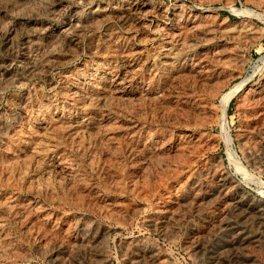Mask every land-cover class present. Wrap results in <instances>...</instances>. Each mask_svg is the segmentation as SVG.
<instances>
[{"label":"rangeland","instance_id":"rangeland-1","mask_svg":"<svg viewBox=\"0 0 264 264\" xmlns=\"http://www.w3.org/2000/svg\"><path fill=\"white\" fill-rule=\"evenodd\" d=\"M25 1L0 0V264H264V0Z\"/></svg>","mask_w":264,"mask_h":264},{"label":"bare ground","instance_id":"bare-ground-1","mask_svg":"<svg viewBox=\"0 0 264 264\" xmlns=\"http://www.w3.org/2000/svg\"><path fill=\"white\" fill-rule=\"evenodd\" d=\"M7 1H8V0H7ZM24 1H25V0H24ZM31 1H32V0H31ZM34 1H35V0H34ZM25 2H26V1H25ZM27 2H29V1H27ZM27 2H26V3H27ZM40 2H41V1H40ZM6 3H7V2H6ZM10 3H11V2H10ZM12 3H13V2H12ZM17 3H19V2H17ZM30 3H32V2H30ZM0 4H1V2H0ZM3 4H4V2H3ZM33 4H34V3H33ZM9 5H10V4H9ZM11 5H12V4H11ZM15 5H16V3H15ZM19 5H20V4H19ZM30 5H31V4H30ZM35 5H36V4H35ZM14 7H15V6H14ZM36 7H37V6H36ZM30 8H31V7H30ZM9 9H10V8H9ZM28 9H29V8H28ZM16 10H17V9H16ZM16 10H15V11H16ZM26 10H27V9H26ZM4 11H5V8H4ZM17 11H18V10H17ZM30 11H31V10H30ZM30 11H29V12H30ZM29 12H28V14H29ZM201 12H202V11H201ZM203 12H204V11H203ZM209 12H210V11H209ZM12 13H13V12H12ZM31 13H32V12H31ZM8 14H9V13H8ZM23 14H24V13H23ZM209 14H210V13H209ZM29 15H30V14H29ZM193 15H194V14H193ZM205 15H206V14H205ZM17 18H19V17L17 16ZM187 18H188V17H187ZM200 18H201V17H200ZM202 18H203V17H202ZM202 18H201V19H202ZM206 18H207V17H206ZM20 19H21V18H20ZM1 20H2V19H1ZM3 21H4V20H3ZM192 21H193V20H192ZM194 21H195V19H194ZM199 21H200V20H199ZM201 21H202V20H201ZM0 22H1V21H0ZM196 22H197V21H196ZM206 22H207V21H206ZM4 24H5V23H4ZM190 24H191V23H190ZM199 24H200V23H199ZM199 24H197V25H199ZM197 25H195V26H197ZM197 28H198V27H197ZM208 29H209V28H208ZM25 31H27V30H25ZM195 31H196V30H195ZM27 32H28V31H27ZM210 35H211V34H210ZM27 37H28V36H27ZM178 37H179V36H178ZM188 38H189V37H188ZM221 38H222V37H221ZM23 39H24V38H23ZM171 39H172V38H171ZM204 39H205V38H204ZM29 40H30V39H29ZM173 40H174V39H173ZM22 41H23V40H22ZM26 41H27V40H26ZM26 43H27V42H26ZM29 43H30V42H29ZM27 44H28V43H27ZM186 45H187V44H186ZM222 45H223V44H222ZM190 46H191V45H190ZM217 51H219V50H217ZM215 54H216V53H215ZM210 58H211V57H210ZM218 58H219V57H218ZM212 61H213V60H212ZM212 61H211V62H212ZM213 62H214V61H213ZM216 62H217V61H216ZM216 62H215V63H216ZM201 63H202V62H201ZM113 66H114V65H113ZM209 66H210V65H209ZM109 67H110V66H109ZM107 68H108V67H107ZM204 68H205V67H204ZM113 69H114V68H113ZM206 70H207V69H206ZM194 72H195V71H194ZM200 72H202V70H201ZM206 72H207V71H206ZM214 72H215V71H214ZM202 73H203V72H202ZM209 73H210V72H209ZM216 73H217V72H216ZM204 74H205V73H204ZM212 74H213V76L215 75L214 73H212ZM201 75H202V74H201ZM211 76H212V75H211ZM208 77H209V76H208ZM208 77H207V78H208ZM98 79H99V78H98ZM108 79H109V78H108ZM202 79H203V78H202ZM210 79H211V78H210ZM259 79H260V78H259ZM78 80H79V79H78ZM96 80H97V79H96ZM211 80H212V79H211ZM74 81H75V80H74ZM114 81H115V80H114ZM122 81H123V80H122ZM96 82H97V81H96ZM98 82H99V81H98ZM106 82H107V80H106ZM115 82H116V81H115ZM72 83H74V82H72ZM76 83H77V82H76ZM80 83H81V82H80ZM77 84H78V83H77ZM112 84H113V83H112ZM243 84H244V83H243ZM79 85H80V84H79ZM71 86H72V84H71ZM82 86H83V85H82ZM92 86H93V85H92ZM76 87H77V86H76ZM96 87L98 88L97 84H96ZM255 87H256V86H255ZM255 87H254V88H255ZM251 88H253V87H251ZM68 89H69V88H68ZM72 89H73V88H72ZM98 89H99V88H98ZM255 89H256V88H255ZM263 89H264V88H263ZM64 90H65V89H64ZM73 90H74V89H73ZM237 90H238V89L235 88L234 90H232L230 93L226 94V95L223 97V98H224V99H223V106H222V109H223V110L227 107V105H228V103H229L231 97L233 96V94H235V92H236ZM249 90H250V89H249ZM251 90H252V89H251ZM261 90H262V89H261ZM67 91H68V90H67ZM70 91H71V90H70ZM94 91H95V90H94ZM255 91H256V90H255ZM258 91H259V90H258ZM258 91H257V92H258ZM64 92H65V91H64ZM72 92H73V91H72ZM260 92H261V91H260ZM77 93H78V92H77ZM98 93H99V92H98ZM93 94H94V92H93ZM93 94H92V95H93ZM95 94H96V93H95ZM260 94H261V93H260ZM260 94L258 93V95H260ZM68 95H69V94H68ZM98 95H99V94H98ZM244 96H245V95H244ZM246 96H247V95H246ZM254 96H255V95H254ZM261 96H262V95H261ZM89 97H90V96H89ZM259 97H260V96H259ZM248 98H249V95H248ZM254 98H256V97H254ZM257 98H258V97H257ZM260 98H261V97H260ZM262 98H263V97H262ZM53 99H54V98H53ZM185 99H186V98H185ZM98 100H99V99H98ZM258 100H259V98H258ZM261 100H262V99H261ZM100 101H101V100H100ZM187 101H188V98H187ZM192 101H193V100H192ZM192 101H191V102H192ZM241 101H242V100H241ZM262 101H263V100H262ZM54 102H55V101H54ZM198 102H199V100H198ZM243 102H244V101H243ZM196 103H197V101H196ZM200 103H201V102H200ZM200 103H198V104H200ZM189 104H190V103H189ZM191 104H192V103H191ZM194 104H195V103H194ZM198 104H197V105H198ZM201 104H202V103H201ZM257 104H258V103H257ZM263 104H264V102H263ZM57 105H58V104H57ZM197 105H196V106H193V107L196 108ZM252 105H253V104H252ZM200 107H201V106H200ZM203 107H204V106H203ZM263 107H264V106H263ZM201 108H202V107H201ZM187 109H188V108H187ZM261 109H262V108H261ZM192 111H193V110H192ZM262 111H263V110H262ZM259 115H260V114H259ZM70 116H71V115H70ZM83 121H84V120H83ZM82 123H83V122H82ZM76 126H77V125H76ZM82 126H83V125H82ZM80 127H81V126H80ZM76 131H77V130H76ZM155 133H156V132H155ZM149 134H150V133H149ZM157 134H158V133H157ZM151 135H152V134H151ZM167 135H168V134H167ZM185 135H186V134H185ZM185 135L183 134V137H184ZM179 136H180V135H179ZM147 137H148V136H147ZM180 137H181V136H180ZM183 137H182V138H183ZM164 138H165V137H164ZM170 138H171V137H170ZM188 138H189V137H188ZM166 139H167V138H166ZM178 139H179V138H178ZM184 139H186V138L184 137ZM169 140H170V139H169ZM156 141H157V140H156ZM187 141H188V140H187ZM182 143H183V142H182ZM242 144H243V143H242ZM148 145H149V144H148ZM177 145H178V144H177ZM169 146H170V145H169ZM175 146H176V145H175ZM247 147H248V146H247ZM172 148H173V147H172ZM153 149H154V148H153ZM248 150H249V149H248ZM164 151H165V150H164ZM169 151H170V150H169ZM178 151H180V150H178ZM165 152H166V151H165ZM141 153H142V152H141ZM248 153H249V152H247V154H248ZM158 154H159V153H158ZM137 156H139V155H137ZM146 156H147V155H146ZM153 161H154V160H153ZM156 162H158V161H156ZM155 164H156V163H155ZM91 165H92V164H91ZM65 166H66V165H65ZM96 166H97V165H96ZM152 166H153V165H152ZM93 168H94V167H93ZM71 169H72V167H71ZM205 170H207V169H205ZM73 171H74V170H73ZM133 172H134V171L132 170V173H133ZM145 172H146V171H145ZM205 172H207V171H205ZM205 172H204V173H205ZM74 174H75V173H74ZM70 177H71V176H70ZM133 177H134V176H133ZM219 178H220V177H219ZM213 179H214V178H213ZM80 180H81V179H80ZM73 182H74V181H73ZM82 182H83V181H82ZM194 182H195V181H194ZM59 183H60V182H59ZM54 185H55V184H54ZM56 185H57V184H56ZM56 185H55V186H56ZM82 185H84V184H82ZM82 185H81V186H82ZM200 185H201V184H200ZM223 185H224V183H223ZM228 186H229V185H228ZM230 186H231V185H230ZM261 186L264 188V183H262ZM221 187H222V186H221ZM52 188H53V187H52ZM58 188H59V187H58ZM61 188H62V186H61ZM72 188H73V187H72ZM86 188H87V187H85V189H86ZM219 188H220V187H219ZM237 188H238V187H237ZM53 189H54V188H53ZM55 189H56V188H55ZM63 189H64V188H63ZM82 189H84V188H82ZM65 190H66V188H65ZM73 190H75V189H73ZM219 190H220V189H219ZM222 190H223V189H222ZM261 190H262V189H261ZM57 191H58V189H57ZM67 191H68V190H67ZM53 192L55 193L56 191H53ZM59 192H60V191H59ZM61 192H62V191H61ZM69 192H70V191H69ZM73 192H74V191H73ZM224 192H225V190H224ZM226 192H227V191H226ZM244 192H245V191H244ZM49 193H50V192H49ZM196 193H197V192H196ZM59 194H60V193H59ZM76 194H78V193H75V195H76ZM224 194H226V193H224ZM235 194H236V193H235ZM54 195H56V193H55ZM67 195H68V194H67ZM69 195H70V194H69ZM72 195H73V194H72ZM72 195H71V196H72ZM75 195H74L73 197H75ZM184 195H185V194H184ZM197 195H198V194H197ZM219 195H220V193H219ZM221 195H222V194H221ZM182 196H183V195H182ZM222 196H223V195H222ZM224 196H225V195H224ZM66 197H67V196H66ZM68 197H69V196H68ZM80 197H81V196H80ZM227 197H228V196H227ZM192 198H193V197H192ZM56 199H57V198H56ZM74 199H75V198H74ZM82 199H83V198H82ZM14 200H15V199H14ZM63 200H64V199H63ZM68 200H69V199H68ZM78 201H79V200H78ZM80 201H81V200H80ZM81 202H82V201H81ZM227 202H228V201H227ZM233 202H234V201H233ZM249 202H250V201H249ZM260 202H262V201H260ZM263 202H264V201H263ZM12 203H13V202H12ZM21 203H22V202H21ZM76 203H77V202H76ZM236 203H237V202H236ZM257 203H259V202H257ZM237 204H238V203H237ZM14 205H15V204H14ZM26 205H27V204H26ZM34 205H35V204H34ZM40 205H41V204H40ZM250 205H252V204H250ZM24 206H25V205H24ZM24 206H23V207H24ZM81 206H82V205H81ZM231 206H233V205H231ZM234 206H235V205H234ZM248 206H249V205H248ZM9 207H10V206H9ZM11 207H12V205H11ZM16 207H18V205H17ZM28 207H29V205H28ZM40 207H41V206H40ZM253 207H254V206H253ZM19 208H20V206H19ZM19 208H18V209H19ZM24 208H25V207H24ZM30 208H31V207H30ZM179 208H180V207H179ZM245 208L247 209V206H246ZM245 208H244V209H245ZM250 208H251V207H250ZM14 209H15V208H14ZM35 209H36V208H35ZM37 209H38V208H37ZM228 209H229V208H228ZM240 209H241V208H240ZM262 209H263V210H262ZM12 210H13V209H11V211H12ZM16 210H17V209H16ZM31 210H32V209H31ZM170 210H171V209H170ZM241 210H242V209H241ZM249 210H250V209H249ZM13 211H14V210H13ZM18 211H19V210H18ZM25 211H26V210H25ZM29 211H30V210H29ZM33 211H34V210H33ZM40 211H42V210H40ZM156 211H158V210L156 209ZM159 211H160V210H159ZM161 211H162V210H161ZM176 211H177V209H176ZM243 211H244V210H243ZM254 211H255V209H254ZM257 211L260 212L261 215H263L264 204H263V207H260V206H259V208L257 209ZM21 212H22V211H21ZM21 212H20V215H22ZM23 212H24V211H23ZM34 212H35V211H34ZM48 212H49V211H48ZM102 212H103V211H102ZM105 212H106V211H105ZM173 212H174V211H173ZM173 212H172V214H173ZM241 212H242V211H241ZM249 212H250V211H249ZM252 212H253V211H252ZM252 212H251V213H252ZM17 213H18V212H17ZM29 213H30V212H29ZM107 213H109V212H107ZM156 213L158 214V212H156ZM160 213H161V212H160ZM245 213H246V212H245ZM247 213H248V212H247ZM260 213H259V214H260ZM11 214H12V213H11ZM13 214H14V213H13ZM113 214H115V212H114ZM163 214H164V213H163ZM234 214H235V213H234ZM243 214H244V213H243ZM254 214H255V212H254ZM257 214H258V213H257ZM32 215H33V214H32ZM45 215H46V214H45ZM104 215H106V214H104ZM108 215H111V213L108 214ZM158 215H159V214H158ZM236 215H237V214H236ZM238 215L241 216L240 214H238ZM40 216H41V214H40ZM113 216H114V215H112V217H113ZM171 216H173V215H171ZM174 216H175V215H174ZM177 216H178V215H176V217H177ZM248 216H249V215H248ZM256 216H257V215H256ZM25 217H26V216H25ZM80 217H81V216H80ZM108 217H109V216H108ZM154 217H155V216H154ZM178 217H179V216H178ZM178 217H177V218H178ZM241 217H244V215L241 216ZM251 217H252V215H251ZM254 217H255V216H254ZM259 217H260V216H259ZM32 218H33V217H32ZM179 218H180V217H179ZM179 218H178V219H179ZM205 218H206V217H205ZM236 218H237V216H236ZM248 218H249V217H248ZM260 218H261V217H260ZM262 218H263V217H262ZM16 219H17V218H16ZM33 219H34V218H33ZM36 219H37V218H36ZM38 219H39V218H38ZM77 219H78V218H77ZM80 219H81V218H80ZM83 219H84V218H83ZM88 219H89V218H88ZM91 219H92V218H91ZM91 219H90V220H91ZM160 219H161V218H160ZM173 219H175V218L173 217ZM246 219H247V218H246ZM249 219H250V218H249ZM263 219H264V218H263ZM17 220H18V219H17ZM31 220H32V219H31ZM31 220H30V222H31ZM175 220H177V219H175ZM206 220H207V219H206ZM235 220H239V219H235ZM242 220H244V219H242ZM258 220H259V218H258ZM260 220H261V219H260ZM19 221H20V220H19ZM33 221H34V220H33ZM84 221H85V219H84ZM84 221H83V222H84ZM254 221H256V220H254ZM263 221H264V220H263ZM81 222H82V221H81ZM85 222L87 223V219H86ZM91 222H92V221H91ZM163 222H164V220H163ZM181 222H182V221H181ZM228 222H229V221H228ZM256 222H257V221H256ZM44 223H45V222H44ZM92 223H94V222H92ZM164 223H165V222H164ZM168 223H169V221H168L167 223H165V224L167 225ZM173 223H174V222H173ZM229 223H230V222H229ZM246 223H247V222H246ZM250 223H251V222H250ZM259 223H260V222H259ZM75 224H76V223H75ZM75 224H73V225H75ZM80 224H81V223H80ZM234 224H236V222H235ZM239 224H240V223H239ZM255 224H256V223H255ZM262 224H263V223H262ZM262 224H261V225H262ZM168 225H169V224H168ZM228 225H229V224H228ZM256 225H257V224H256ZM258 225H260V224H258ZM75 226L77 227L78 225H75ZM75 226H74V227H75ZM80 226H81V225H80ZM85 226H86V224H85ZM88 226H89V225H88ZM90 226H91V225H90ZM92 226H93V225H92ZM95 226H97V225H95ZM170 226H171V225H170ZM170 226H169L168 228H166V229H168V230H170V232H172L171 229H169ZM206 226H207V225H206ZM233 226H234V225H233ZM244 226H245V225H244ZM83 227H84V225H83ZM98 227H99V226H98ZM101 227H102V226H101ZM164 227H165V226H164ZM79 228H80V227H79ZM79 228H78V229H79ZM84 228H85V227H84ZM88 228H90V227H88ZM91 228H92V227H91ZM93 228H94V226H93ZM96 228H97V227H96ZM102 228H104V227H102ZM106 228H107V227H106ZM106 228H105V229H106ZM172 228H174V227H172ZM177 228H178V227H177ZM193 228H194V227H193ZM210 228H211V227H210ZM218 228H222V227H218ZM252 228H253V227H252ZM252 228H251V229H252ZM255 228H256V227H255ZM258 228H259V227H258ZM26 229H27V228H26ZM98 229H99V228H98ZM213 229H214V228H213ZM225 229H226V228H225ZM234 229H235V228H234ZM234 229H233V230H234ZM236 229H237V228H236ZM73 230H74V229H73ZM107 230H108V229H107ZM206 230H207V229H206ZM218 230H219V229H218ZM223 230H224V229H223ZM248 230H249V229H248ZM254 230H255V229H254ZM76 231L78 232V230H76ZM79 231H80V229H79ZM94 231H95V230H94ZM99 231L101 232V230H99ZM108 231H109V230H108ZM220 231H221V230H220ZM220 231H219V232H220ZM225 231H226V230H224L223 232L225 233ZM256 231H257V230H256ZM80 232H81V231H80ZM83 232H84V231H83ZM85 232H87V231H85ZM92 232H93V231H92ZM168 232H169V231H168ZM174 232H175V230H174ZM192 232H193V231H192ZM205 232H206V231H205ZM210 232H212V231H210ZM241 232H242V233H241V236H242V237H244V236L247 235V234L245 233V231L242 230ZM249 232H251V230H250ZM252 232H254V231L252 230ZM260 232H261V231H260ZM105 233H106V232H105ZM176 233H177V232H176ZM216 233H217V232H216ZM216 233H215L214 236H217ZM235 233H238V232H235ZM84 234H85V233H84ZM84 234H81V235H84ZM90 234H92V233H90ZM95 234H96V233H95ZM102 234H103V233H102ZM171 234H172V233H171ZM173 234H175V233H173ZM233 234H234V233H233ZM239 234H240V233H239ZM245 234H246V235H245ZM250 234H251V233H250ZM255 234H256V233H255ZM78 235H80V234H78ZM88 235H89V234H88ZM206 235H208V234H206ZM221 235H222V234H221ZM221 235H220V236H221ZM224 235H225V234H224ZM201 236H202V235H201ZM214 236H213V237H214ZM234 236H235V235H234ZM236 236H237V235H236ZM259 236H260V235H259ZM259 236L257 237V239L259 238ZM80 237H81V236H80ZM86 237H87V235H86ZM89 237H90V236H89ZM246 237L248 238V236H246ZM255 237H256V236H255ZM83 238H84V237H83ZM83 238H82V239H83ZM202 238H203V236H202ZM238 238L240 239V237H238ZM247 238L244 237L243 240H244V239H247ZM6 239H7V238H6ZM87 239H88V238H87ZM96 239H97V238H96ZM98 239H100V238H98ZM101 239H102V238H101ZM104 239H105V237H104ZM104 239H102V241H103ZM215 239H216V238H215ZM222 239H223V237H222ZM253 239H254V238H253V236H252V240H253ZM259 239H260V238H259ZM4 240H5V239H4ZM77 240H78V239H77ZM79 240H80V239H79ZM84 240H85V238H84ZM88 240H89V239H88ZM91 240L94 241L93 239H91ZM197 240H198V239H197ZM210 240H211V239H210ZM216 240H217V239H216ZM260 240H261V239H260ZM192 241H193V240H192ZM199 241H200V240H199ZM199 241H198V242H199ZM207 241H208V240H207ZM218 241H219V239H218ZM222 241H223V240H222ZM240 241H241V240H240ZM76 242H77V241H76ZM86 242H87V240H86ZM203 242H204V241H203ZM224 242H226V241H224ZM247 242H248V241H247ZM247 242H246V243H247ZM4 243H5V242H4ZM80 243H81V242H80ZM91 243H92V242H91ZM91 243H90V244H91ZM93 243H94V242H93ZM96 243H97V242H95V244H96ZM100 243H101V242H100ZM102 243H103V242H102ZM208 243H209V242H208ZM246 243H245V244H246ZM249 243H250V242H249ZM253 243H255V242H253ZM253 243H251V245H252ZM257 243H258V245H259V242H258V241H257L255 244L257 245ZM263 243H264V242H263ZM82 244H83V243H82ZM140 244H141V243H140ZM200 244H201V242H200ZM204 244H205V243H204ZM216 244H217V243H216ZM222 244H223V243H222ZM8 245H9V244H8ZM56 245H58V244L56 243ZM76 245H77V244H76ZM76 245H75L74 249L76 248ZM78 245H79V244H78ZM88 245H89V244H88ZM93 245H94V244H93ZM93 245H92V246H93ZM101 245H103V244H100V247H101ZM128 245H129V244H128ZM201 245H202V244H201ZM220 245H221V244H220ZM58 246H59V245H58ZM60 246H61V244H60ZM84 246H85V245H84ZM89 246H90V245H89ZM103 246H104V245H103ZM103 246H102V248H103ZM135 246H136V245H135ZM195 246H196V245H195ZM202 246H203V245H202ZM207 246H208V245H207ZM218 246H219V245H218ZM244 246H245V245H244ZM54 247H55V246H54ZM93 247H94V246H93ZM93 247H91V248L94 249ZM98 247H99V245H98ZM132 247H133V246H132ZM137 247H138V245H137ZM139 247H140V245H139ZM197 247H198V246H197ZM197 247H196V248H197ZM242 247H243V246H242ZM253 247H254V245H253ZM253 247L251 246L252 250H253ZM43 248H44V247H43ZM57 248H58V247H56V249H57ZM59 248H60V247H59ZM59 248H58V249H59ZM68 248H69V247H68ZM78 248H80V247H78ZM78 248H77V249H78ZM186 248H187V247H186ZM188 248H189V246H188ZM226 248H227V247H226ZM243 248H244V247H243ZM243 248H242V249H243ZM251 248H250V249H251ZM51 249H52V248H51ZM56 249H55V250H56ZM63 249L65 250V248H63ZM70 249H71V248H70ZM86 249H87V248H85L84 250L86 251ZM125 249H126V247H125ZM125 249H124V250H125ZM129 249H130V248H129ZM131 249H132V248H131ZM138 249H139V248H138ZM141 249H142V248H141ZM148 249H149V248H148ZM200 249H201V248H199V250H200ZM240 249H241V248H240ZM254 249H256V248L254 247ZM257 249H258V248H257ZM39 250H40V249H39ZM39 250H38V251H39ZM48 250H49V249H48ZM64 250H63V254H64ZM72 250H73V249H71L70 251H72ZM78 250H79V249H78ZM78 250H77V252H78ZM81 250H83V249L81 248ZM84 250H83V251H84ZM88 250H89V249H88ZM99 250H100V249H99ZM101 250H103V249H101ZM151 250H152V249H151ZM187 250H188V249H187ZM195 250H196V249H195ZM206 250H207V249H206ZM211 250H212V249H211ZM49 251H50V250H49ZM60 251H61V250H59V252H60ZM68 251H69V250H68ZM70 251H69V252H70ZM89 251L91 252V250H89ZM94 251H95V250H94ZM105 251H106V250H105ZM139 251H140V250H139ZM144 251H145V250H144ZM144 251H143V252H144ZM149 251H150V249H149ZM190 251H191V250H190ZM193 251H194V249H193ZM197 251H198V250H197ZM202 251H203V250H202ZM222 251H223V250H222ZM241 251H242V250H241ZM244 251H245V250H244ZM40 252H42V250H41ZM55 252H56V251H55ZM61 252H62V251H61ZM69 252H68V253H69ZM74 252H76V249H75ZM74 252H72V253H74ZM102 252H103V251H102ZM133 252H134V251H132V253H133ZM135 252H136V251H135ZM141 252H142V251H141ZM147 252H148V251H147ZM208 252H209V251H208ZM224 252H225V251H224ZM43 253H44V252H43ZM56 253H57V252H56ZM56 253H55V254H56ZM66 253H67V252H66ZM85 253H86V252H85ZM92 253H93V252H92ZM103 253H105V252H103ZM126 253H127V252H126ZM198 253H200V252H198ZM204 253H205V251H204ZM204 253H203V254H204ZM218 253H219V251H218ZM246 253H247V252H246ZM49 254H50V253H49ZM88 254H89V253H88ZM105 254H106V253H105ZM130 254H131V253H130ZM134 254H135V253H134ZM134 254H133V255H134ZM136 254H137V253H136ZM142 254H143V253H142ZM192 254H193V253H192ZM192 254H191V255H192ZM195 254H197V253L195 252ZM201 254H202V253H201ZM201 254H200V255H201ZM211 254H212V253H211ZM243 254H244V253H243ZM67 255H69V254H67ZM67 255H66V256H67ZM76 255H77V254H76ZM80 255H81V254H80ZM83 255H84V254H83ZM86 255H87V254H86ZM97 255H98V254H97ZM128 255H129V254H128ZM143 255H144V254H143ZM148 255H149V254H148ZM250 255H251V254H250ZM56 256H57V255H56ZM59 256H60V255H58V257H59ZM66 256L64 257V259H67L68 256H67V257H66ZM70 256H71V254H70ZM70 256H69V257H70ZM125 256H126V255H125ZM150 256H151L152 260H159V259L161 258V256H160L159 254H157V252H156V253H155V252H152ZM201 256H202V255H201ZM206 256H207V255H206ZM208 256H209V255H208ZM223 256H224V255H223ZM228 256H229V255H228ZM58 257H57V259H58ZM60 257H61V256H60ZM78 257L81 258V256H78ZM82 257H83V256H82ZM93 257H95V256H92L91 258H93ZM97 257H98V256H97ZM128 257H129V256H128ZM132 257H133V256H132ZM132 257H130V258H132ZM137 257H138V256H137ZM210 257H211V256H210ZM218 257H219V256H218ZM235 257H236V256H235ZM62 258H63V257H62ZM80 258H79V259H80ZM95 258H96V257H95ZM126 258H127V257H126ZM130 258H129V259H130ZM139 258H140V256H139ZM162 258H163V257H162ZM203 258H204V257H203ZM214 258H216L215 255H214ZM223 258L225 259V257H223ZM236 258H237V257H236ZM239 258H240V256H239ZM241 258H242V257H241ZM54 259H56V258L54 257L52 260H54ZM59 259H60V258H59ZM81 259H82V258H81ZM86 259H88V256L86 257ZM96 259H97V258H96ZM99 259H100V258H99ZM99 259H98V261H99ZM102 259H103V258H102ZM104 259H105V258H104ZM148 259H149V258H148ZM148 259L146 258V260H145V259H143V260H145L144 262L146 263V261H147ZM171 259H172V258H171ZM195 259H197V255H196V258H195ZM199 259H200V256H199ZM201 259H202V258H201ZM243 259H244V258H243ZM243 259H242V260H243ZM251 259H252V256H251ZM262 259H263V258H262ZM71 260H72V259H71ZM83 260H85V258H84ZM133 260H134V259H132L131 261H133ZM137 260H138V258H137ZM143 260H142V261H143ZM207 260H209V258H207ZM244 260H245V259H244ZM244 260H243V261H244ZM252 260H253V259H252ZM254 260H255V258H254ZM57 261H58V260H57ZM60 261H61V260H60ZM60 261H59V262H60ZM65 261H66V260H65ZM65 261H64V262H65ZM88 261H89V259H88ZM104 261H105V260H104ZM131 261L129 262L130 264L132 263ZM134 261H135V260H134ZM149 261H151V260H149ZM149 261H148V262H149ZM200 261H201V260H200ZM236 261H237V260H236ZM238 261L240 262V260H238ZM66 262L68 263V262H70V261H66ZM74 262L77 263V261H75V260H74ZM74 262L72 261V262H70V263L72 264V263H74ZM78 262H80V261H78ZM81 262H82V261H81ZM83 262H84V261H83ZM144 262H143V263H144ZM201 262H202V261H201ZM201 262H199V263H201ZM206 262H207V261H206ZM219 262H222V263H223V261H219ZM228 262H229V261H228ZM252 262L254 263V261H252ZM54 263H55V262H54ZM67 263H63V261L61 262V264H67ZM86 263H87V262H86ZM88 263L90 264V262H88ZM88 263H87V264H88ZM96 263H97V262H96ZM125 263H126V261H125ZM135 263H137V262H134V264H135ZM138 263H139V262H138ZM140 263H141V261H140ZM140 263H139V264H140ZM161 263H163V262H161ZM217 263H218V262H216V260H213L212 258H211V260H210V262H209V264H217ZM224 263H225V262H224ZM224 263H223V264H224ZM77 264H78V263H77ZM80 264H81V263H80ZM83 264H85V263H83ZM132 264H133V263H132ZM148 264H150V262H149ZM155 264H156V263H155ZM206 264H207V263H206ZM225 264H227V263H225ZM242 264H243V263H242ZM249 264H250V263H249ZM258 264H260V263H258Z\"/></svg>","mask_w":264,"mask_h":264}]
</instances>
